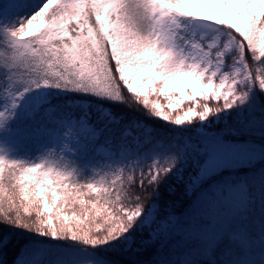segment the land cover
<instances>
[{"label":"snow or ice","instance_id":"snow-or-ice-1","mask_svg":"<svg viewBox=\"0 0 264 264\" xmlns=\"http://www.w3.org/2000/svg\"><path fill=\"white\" fill-rule=\"evenodd\" d=\"M258 161L264 0H0V264H264Z\"/></svg>","mask_w":264,"mask_h":264},{"label":"trees","instance_id":"trees-1","mask_svg":"<svg viewBox=\"0 0 264 264\" xmlns=\"http://www.w3.org/2000/svg\"><path fill=\"white\" fill-rule=\"evenodd\" d=\"M210 105H213V106H216V102H211V104ZM260 167H262V165L260 164L259 165ZM260 167H257V168H260ZM112 179H115V177H112ZM180 195H181V193L180 192H178L177 194H176V197L175 198H179L180 197Z\"/></svg>","mask_w":264,"mask_h":264},{"label":"rangeland","instance_id":"rangeland-1","mask_svg":"<svg viewBox=\"0 0 264 264\" xmlns=\"http://www.w3.org/2000/svg\"><path fill=\"white\" fill-rule=\"evenodd\" d=\"M214 102H215V101H214ZM210 106L215 107V106H213V105H210ZM221 126H222V125H218V127H221ZM260 164H261L262 166H264V162H259V161H258V162L256 163L255 167H256V168H257V167H260V166H259Z\"/></svg>","mask_w":264,"mask_h":264}]
</instances>
